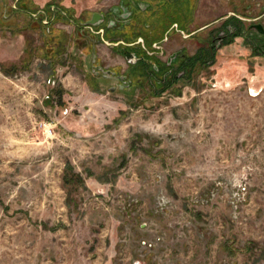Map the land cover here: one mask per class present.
Masks as SVG:
<instances>
[{"label": "rangeland", "instance_id": "374dc122", "mask_svg": "<svg viewBox=\"0 0 264 264\" xmlns=\"http://www.w3.org/2000/svg\"><path fill=\"white\" fill-rule=\"evenodd\" d=\"M118 1L29 14L0 0V264H264V58L218 55L172 88L110 90L91 46L124 71L113 43L144 33L83 23ZM198 1L201 24L264 11Z\"/></svg>", "mask_w": 264, "mask_h": 264}, {"label": "flooded vegetation", "instance_id": "af4514ba", "mask_svg": "<svg viewBox=\"0 0 264 264\" xmlns=\"http://www.w3.org/2000/svg\"><path fill=\"white\" fill-rule=\"evenodd\" d=\"M198 2V0H119L101 12L105 31L113 30L115 35L118 33L120 34L118 36L126 38L121 34L130 29L133 36L139 37L138 35L144 33L148 38L145 37L142 44H140L142 39L114 42L117 46L121 44L118 46L119 53L128 63V68L124 71L105 68L96 59L97 54L94 51L95 55L92 54V58L94 57L95 61H90L94 74L112 81L110 90L130 88L133 81L139 77H145L150 88L157 90L159 85L172 88L179 80L193 79L196 70L201 68L202 64L208 66L214 64L218 55L230 54L241 59L264 58V21L261 19L264 11L251 21H246L247 18L240 13L227 12L201 24ZM256 5L259 6L260 3L257 2ZM175 9H179L178 14L174 15V20L169 21L166 14ZM218 19H221V22L206 29V35L202 36V30L212 26ZM83 24L84 27L88 26L85 22ZM255 24H261L263 31L260 32L258 27L253 26ZM160 31L161 37L151 40L150 34ZM175 34L181 36V44L175 49L167 50L166 47L174 43ZM185 40H192L193 51H188ZM163 49L166 51L165 54ZM103 70H110L111 73L105 74Z\"/></svg>", "mask_w": 264, "mask_h": 264}, {"label": "trees", "instance_id": "16d2710c", "mask_svg": "<svg viewBox=\"0 0 264 264\" xmlns=\"http://www.w3.org/2000/svg\"><path fill=\"white\" fill-rule=\"evenodd\" d=\"M32 2V3H31ZM20 5V7H21V11H24V12H28L29 14L32 12V10H34L35 9V7H34V5H33V1L32 0H20V3H19ZM178 11H179V9H175V10H173V12H167V14H166V16H168V18H169V21H172V20H174L173 18H174V15H177L178 14ZM40 17V16H39ZM39 17H37V18H33L34 19V21H36V25L38 26V27H40L41 26V24H40V21H39ZM41 28H43V30L44 31H47V29L46 28H48V31L50 32V27L48 26V25H42L41 26ZM151 36V40H157V39H159L160 37H161V31H160V33H154V34H150ZM153 35V36H152ZM145 36V35H144ZM145 37H147L148 38V36H145ZM150 40V39H149ZM160 86V87H159ZM158 87H157V89H158V91H161V90H164V89H166V87L167 86H164V85H159Z\"/></svg>", "mask_w": 264, "mask_h": 264}, {"label": "water", "instance_id": "95a60500", "mask_svg": "<svg viewBox=\"0 0 264 264\" xmlns=\"http://www.w3.org/2000/svg\"><path fill=\"white\" fill-rule=\"evenodd\" d=\"M102 19H103V14L99 13V12H94L91 17L85 21V24L86 25H91V26H97L99 25L101 22H102ZM255 27H258L259 28V31L262 32L263 29H262V26L261 24H255L253 25ZM93 61H95V58L93 59ZM105 74H110V70H103Z\"/></svg>", "mask_w": 264, "mask_h": 264}, {"label": "crops", "instance_id": "0c3cea01", "mask_svg": "<svg viewBox=\"0 0 264 264\" xmlns=\"http://www.w3.org/2000/svg\"><path fill=\"white\" fill-rule=\"evenodd\" d=\"M62 1V0H61ZM64 1V0H63ZM33 4L35 5V8L37 9V8H40V7H43V6H45V3L46 2H48V0H33ZM66 5H69V4H66ZM78 9V8H77ZM99 12V11H98ZM94 13V12H93ZM92 13V14H93ZM99 13H101V12H99ZM91 14V15H92ZM102 14V13H101ZM47 29V31H48V28H46ZM82 32H83V30L81 29V30H79V33L82 35ZM113 45H114V43H113ZM85 48H86V46H84ZM84 47H83V49L81 50L82 52H84L83 50H84ZM75 48V47H74ZM94 47L93 46H91V52H90V61H93V59H94V57L92 58V54H93V56L95 55L94 53ZM92 58V59H91Z\"/></svg>", "mask_w": 264, "mask_h": 264}, {"label": "built area", "instance_id": "2783aa9c", "mask_svg": "<svg viewBox=\"0 0 264 264\" xmlns=\"http://www.w3.org/2000/svg\"><path fill=\"white\" fill-rule=\"evenodd\" d=\"M32 14H33L34 18H37V17L40 16L41 11H37V12L32 13ZM41 22H42L43 24H48L49 21H48V18L45 17V18H41ZM86 28L92 29V26H91V25H88ZM98 31L100 32V31H102V29H99Z\"/></svg>", "mask_w": 264, "mask_h": 264}]
</instances>
